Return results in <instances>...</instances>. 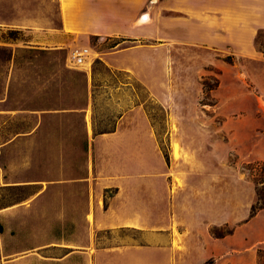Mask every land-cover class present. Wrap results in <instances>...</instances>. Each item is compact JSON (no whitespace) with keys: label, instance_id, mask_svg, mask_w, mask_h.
Returning a JSON list of instances; mask_svg holds the SVG:
<instances>
[{"label":"rangeland","instance_id":"374dc122","mask_svg":"<svg viewBox=\"0 0 264 264\" xmlns=\"http://www.w3.org/2000/svg\"><path fill=\"white\" fill-rule=\"evenodd\" d=\"M170 5L177 4L167 0L152 9L153 23L163 27L174 19L177 27L196 28L192 38L178 34L169 51L161 50L170 57L167 65L152 64L150 86L121 68L112 67L118 74L111 76L99 67L95 108L97 58L152 41L120 43L117 37L81 32L57 38L58 0H0V28H19L24 38L0 43V207L35 202L31 216L49 220L33 228L42 234L31 228L24 234L28 213L20 212L0 221V230L21 224L20 242L32 236L80 245L78 235L86 236L97 205L101 213L111 205L109 218L119 213L129 224L95 230L90 253L63 257L69 250L60 247V264H96L97 248L143 245L152 251H192L193 261L205 259L204 264L225 262L231 253H237L239 264H258L264 208L251 213L258 194L249 166L264 160V57L232 54L230 44L201 42L200 18ZM4 34L0 29L1 40ZM260 42L264 49V31ZM85 46L90 69L71 57ZM142 85L154 98L147 103L156 114L155 125L139 103ZM94 113L116 120L117 130L95 135ZM31 180L43 185L41 193L14 185ZM110 182L119 189L113 185L106 191ZM52 260L36 254L34 264H56Z\"/></svg>","mask_w":264,"mask_h":264},{"label":"crops","instance_id":"0c3cea01","mask_svg":"<svg viewBox=\"0 0 264 264\" xmlns=\"http://www.w3.org/2000/svg\"><path fill=\"white\" fill-rule=\"evenodd\" d=\"M148 1L58 0L62 21L56 37H71L73 34L81 32L85 35L117 37L121 39L120 43L140 39L152 41V43H134L121 46L110 51L106 58L103 57L104 61L111 67L128 71L150 86L153 78L152 75L148 74V70H151L152 64L161 65L163 61L167 65L170 57L167 51L162 54L161 50L169 51L170 45L176 41L178 34H184L190 40L196 28L193 30L191 27H177L174 19L170 22L167 21L163 27H157L154 24L157 19L156 14L151 12L157 6L165 5L167 0H159L152 5H148ZM169 2L177 4L170 5L171 9L184 11L188 14L187 17L200 18L201 42L217 44L218 46L230 44L232 54L257 59L264 57V52L256 45L258 30L264 28V0H169ZM145 13L150 15L149 18L145 21L140 20V16H145ZM0 43L11 44L12 42L0 39ZM27 45L29 48L37 47L33 44ZM13 58L14 56L10 60L13 61ZM85 65L90 69L89 60ZM2 178L3 176H0V181ZM14 183H23L14 185L35 187L38 190L36 194L43 191V185L39 181L31 180ZM113 185L119 189L117 182H110V184L105 185V188ZM37 206L38 204L32 202L25 205L13 204L0 207V221L6 223L9 219L18 217V213L27 212L28 217L23 222V233L29 234L31 228V233L35 231L42 234L41 229L33 228H43L48 225L49 220L45 217L34 219L31 216L30 212L35 210ZM106 208L101 213L100 205H97L95 219L90 224L86 236L78 235L80 241L83 242L80 245L60 243V239L50 240L42 237L39 241H35L32 236L20 242L18 235L22 231L21 224L16 226L7 225L6 229L0 230V264H34L36 254H41L43 257L52 256L54 258L52 261L60 264V247L69 250L63 257L76 252L90 253L94 245L95 230L129 224L125 221V217L119 213H115L113 218H109V215L112 214L110 211L111 205H107ZM56 225L60 226V220ZM164 232V230H160L158 233L162 234ZM72 246L75 248H72ZM170 248H173L172 241ZM53 249L57 251L56 254L49 253ZM230 255L225 262L217 261L211 264H239L235 261L238 258L235 256L237 253H231ZM94 258L96 264L101 262L104 264H204L205 262V259L193 261L195 256L192 251L177 248L152 251L144 245L139 248L115 250H108L106 247L97 248Z\"/></svg>","mask_w":264,"mask_h":264},{"label":"trees","instance_id":"16d2710c","mask_svg":"<svg viewBox=\"0 0 264 264\" xmlns=\"http://www.w3.org/2000/svg\"><path fill=\"white\" fill-rule=\"evenodd\" d=\"M3 33H5L2 38L4 41L8 42H18L19 40H24V38L20 37L19 33H21V29L19 28H14V27H7V28H0ZM264 31V28H260L258 30L257 36H256V45H258V48L262 51H264L263 46L261 45L260 42V37L262 32ZM99 36V35H95ZM114 45V44H113ZM30 50H34L37 48H29ZM99 67H105L106 71L111 75V76H116L118 74V71L116 69H113L111 66H109L102 58H97L95 61V68H94V87L92 90V97L93 101L95 104L96 108V100L98 96V87L101 85V83L98 82L97 79V74L102 73ZM124 73L129 74L128 71L123 70ZM120 72V71H119ZM205 85H208L209 87L208 90L212 89L213 86H210L207 82H205ZM142 87L145 90V94H140V92L137 93L138 98H139V103H144L146 110L151 117L153 124L155 125L156 122V114L154 113L153 109L151 106H149V101H154V98L151 96L148 88L146 86L142 85ZM161 109L164 110L163 106H160ZM123 115V113H119L116 115L117 118H120ZM117 127V121L116 120H111L110 117H106L103 119H98L96 113H94L93 117V131L94 134H102V133H107V132H112L115 131ZM89 145V139L86 136L85 139L83 140L82 143V148L83 150H87ZM165 159L167 162L170 161V155L168 153H165ZM250 173L252 175V178L254 182L256 183V189H257V194H258V200L255 204H253L251 213L256 214L260 209L264 208V160H258L255 161L249 166ZM106 191L109 190V187L105 188ZM99 232L96 235V239H99ZM143 244V243H140ZM259 262L258 264H264V249L260 248L259 249Z\"/></svg>","mask_w":264,"mask_h":264},{"label":"built area","instance_id":"2783aa9c","mask_svg":"<svg viewBox=\"0 0 264 264\" xmlns=\"http://www.w3.org/2000/svg\"><path fill=\"white\" fill-rule=\"evenodd\" d=\"M90 55V50L88 47H83L81 49H76L72 52L73 62L76 64H85L87 62V57Z\"/></svg>","mask_w":264,"mask_h":264},{"label":"bare ground","instance_id":"6f19581e","mask_svg":"<svg viewBox=\"0 0 264 264\" xmlns=\"http://www.w3.org/2000/svg\"><path fill=\"white\" fill-rule=\"evenodd\" d=\"M176 148V147H175Z\"/></svg>","mask_w":264,"mask_h":264}]
</instances>
